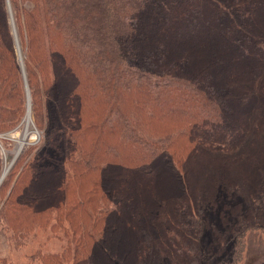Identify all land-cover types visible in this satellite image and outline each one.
<instances>
[{
	"label": "trees",
	"instance_id": "16d2710c",
	"mask_svg": "<svg viewBox=\"0 0 264 264\" xmlns=\"http://www.w3.org/2000/svg\"><path fill=\"white\" fill-rule=\"evenodd\" d=\"M9 2L25 78L0 0V134L26 83L41 134L0 187L10 245L61 241L28 264H202L200 218L233 195L214 237L238 264L264 227V0Z\"/></svg>",
	"mask_w": 264,
	"mask_h": 264
},
{
	"label": "rangeland",
	"instance_id": "374dc122",
	"mask_svg": "<svg viewBox=\"0 0 264 264\" xmlns=\"http://www.w3.org/2000/svg\"><path fill=\"white\" fill-rule=\"evenodd\" d=\"M26 110H28V107L26 108ZM26 117L27 111L22 121L15 128H13L7 133L0 134V177L7 164L11 165L14 163L13 167L11 168L12 170L19 159L17 158V160L15 161L16 156L14 153L16 149V141L12 139V137L23 131L24 120ZM33 129V134H35L36 136L35 140L29 142L23 148V152L26 149L39 143L40 141L41 134L36 128L34 121ZM14 181L15 179L12 181V185ZM8 193L9 190L5 195H1V199L5 198ZM232 196L233 195L229 197L223 196L221 198L222 201L215 208L212 207L207 209L204 213V216L200 218V223L202 227V237L200 238V247L203 253L202 264H232L230 263L231 260H233L231 256L232 252H230L232 250V240H228V236H226V241L221 242L224 243V245L217 242V239H215L214 237L215 227L218 229L220 228L222 232L224 231V229L219 225L221 220V215L219 214L221 211L219 210L222 209L224 203H233V200H231L233 198ZM235 196V200L240 199V197H238L237 195ZM2 230L3 229L0 225V259H6V264H28L33 252H35V250L41 247L44 243L47 244L43 245V250L50 252H59L61 250V241L51 240L49 242L46 240V234L42 236H40L41 234H39L36 239L29 242L27 245H24L22 246V248L19 249H14L10 245L7 236ZM238 264H264V227L250 228L249 231L246 233V236L244 237V249L241 253Z\"/></svg>",
	"mask_w": 264,
	"mask_h": 264
},
{
	"label": "bare ground",
	"instance_id": "6f19581e",
	"mask_svg": "<svg viewBox=\"0 0 264 264\" xmlns=\"http://www.w3.org/2000/svg\"><path fill=\"white\" fill-rule=\"evenodd\" d=\"M18 46H19V49L21 52V47H20L19 41H18ZM33 130L34 129H33L32 113H31V108H30V110L27 114V117L24 120L23 131L12 137V139H14L16 141V149H15V153H14L16 157L29 142L35 140L36 136H35V134H33V132H34ZM9 168H10V164H7L3 170V173H2L0 178L6 177V175L8 174Z\"/></svg>",
	"mask_w": 264,
	"mask_h": 264
},
{
	"label": "water",
	"instance_id": "95a60500",
	"mask_svg": "<svg viewBox=\"0 0 264 264\" xmlns=\"http://www.w3.org/2000/svg\"><path fill=\"white\" fill-rule=\"evenodd\" d=\"M8 1V9H9V13H10V20H11V26H12V31H13V35H14V41H15V46H16V50L18 53V57H19V61H20V65L24 74V78H25V70H24V64H23V59H22V53L20 52L19 46H18V41H19V37H18V33H17V29H16V25H15V21H14V17H13V13H12V9L10 6V2ZM27 80V79H25ZM26 82V81H25ZM26 90H27V97H28V110H27V114L31 108V101H30V93L28 90V86L26 83ZM24 150V149H23ZM23 150L17 155V157L15 158V161L17 160V158H19V156L22 154ZM14 164V163H13ZM13 164L10 165L9 171L11 170V168L13 167ZM8 171V173H9ZM7 176V175H6ZM0 187L2 186L5 178H0Z\"/></svg>",
	"mask_w": 264,
	"mask_h": 264
}]
</instances>
